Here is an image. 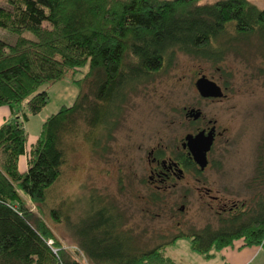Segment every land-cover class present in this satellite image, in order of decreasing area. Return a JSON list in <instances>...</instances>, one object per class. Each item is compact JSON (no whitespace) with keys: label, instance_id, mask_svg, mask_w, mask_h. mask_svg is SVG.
Instances as JSON below:
<instances>
[{"label":"trees","instance_id":"1","mask_svg":"<svg viewBox=\"0 0 264 264\" xmlns=\"http://www.w3.org/2000/svg\"><path fill=\"white\" fill-rule=\"evenodd\" d=\"M4 3L0 28L15 38H0V106L10 109V117L0 124V264H178L164 249L181 237H188L191 249L206 259L211 248L237 239L264 249V147L249 185L253 192L242 208L219 216L216 228L180 233L146 250L136 247L112 207L89 199L71 219V205L61 201L49 214L62 225L82 263L54 238L42 210L68 152L83 142L105 153L128 96L174 53L216 64L237 50L234 41L255 37L264 48V7L251 0ZM25 32L32 37L23 36ZM64 76L77 89L72 103L47 116L26 148L23 122L48 101L41 87ZM21 155L23 171L17 168Z\"/></svg>","mask_w":264,"mask_h":264},{"label":"rangeland","instance_id":"2","mask_svg":"<svg viewBox=\"0 0 264 264\" xmlns=\"http://www.w3.org/2000/svg\"><path fill=\"white\" fill-rule=\"evenodd\" d=\"M251 1L264 7V0ZM0 5L6 6L4 0H0ZM23 36L32 37L27 32ZM0 38L11 42L15 35L0 28ZM231 45L237 50L229 51L216 64L174 53L150 80L138 85L128 96L105 153L93 151L83 142L68 152L61 174L42 207L43 221L61 246L82 263L84 258L74 251L62 225L55 223L49 214V209L61 201L71 205V219L80 214L82 205L89 199L97 205L112 207L121 214L122 229L134 237L136 247L146 250L180 233L217 227L219 207L207 195H199L201 186L209 188L210 194L218 196L226 206L249 199L259 148L264 147V48L259 47L255 37ZM84 70L85 67L78 69L75 77L82 76ZM201 75L219 85L225 96L200 97L194 81ZM67 78L64 76L47 90L48 104L31 116L25 130V145L35 140L41 120L61 106L58 105L62 104L61 89L73 86ZM72 89L75 91L76 87ZM73 97L65 99L63 104H69ZM52 105L58 106L50 110ZM191 107L199 109L204 120H215L219 133L207 153V167L199 175V182L187 173L165 195L156 192L150 195L140 181L146 179L147 151L156 144L166 150L179 149L180 139L199 124L184 115ZM26 204L35 211L33 204L28 201ZM240 244L241 240L237 239L220 249L211 248V257L206 259L191 249L188 237H181L167 244L164 253L178 264H240L235 262V255L244 249L245 254L240 255L243 264H264L261 246L258 251L259 245L239 248ZM250 254L255 259L247 261Z\"/></svg>","mask_w":264,"mask_h":264},{"label":"flooded vegetation","instance_id":"3","mask_svg":"<svg viewBox=\"0 0 264 264\" xmlns=\"http://www.w3.org/2000/svg\"><path fill=\"white\" fill-rule=\"evenodd\" d=\"M194 110H197L199 112L195 118L192 116V112H194ZM184 115L187 119H190L192 123H199L195 127L194 131L190 132L189 134H194L200 130L206 132L212 128L213 144L215 138L219 134L215 125V120H204L200 110L192 107L188 108L185 111ZM179 147L180 148H176V150H166V148L163 147L161 144H156L148 149L146 158L147 166L145 171L146 179H144L145 177H143L140 181L150 191V195L155 192L160 196L165 195L166 191L169 188L173 187L176 181L181 180L187 173H190L193 179L196 182H199V175L203 172V170L207 167L208 164L207 153L209 151L206 153V166L201 170L194 163L191 156L188 154L187 148L183 146V137L179 141ZM184 156H186V161H183ZM198 192L199 195H201V193L202 195H207L210 201H213L214 203H216V205H218L219 208L216 211L218 216L230 214L231 212H236L245 205L244 201H240L232 202L228 206H226L227 204L225 202H222L218 196L211 195L210 189L205 186H201Z\"/></svg>","mask_w":264,"mask_h":264},{"label":"water","instance_id":"4","mask_svg":"<svg viewBox=\"0 0 264 264\" xmlns=\"http://www.w3.org/2000/svg\"><path fill=\"white\" fill-rule=\"evenodd\" d=\"M194 87L199 96L202 98H219L224 95L220 86L204 75L199 76L194 81ZM198 113L199 112L197 110H194V112H192V116L195 118ZM212 140V128L206 132L200 130L194 134L188 133L183 136V146L187 148L188 154L201 170L206 166V153L211 147Z\"/></svg>","mask_w":264,"mask_h":264},{"label":"crops","instance_id":"5","mask_svg":"<svg viewBox=\"0 0 264 264\" xmlns=\"http://www.w3.org/2000/svg\"><path fill=\"white\" fill-rule=\"evenodd\" d=\"M58 82H60V80L59 81H57V82H55V83H52V84H46V85H43V86H45L44 88H43V90H45L46 92H47V90L49 89V87H51L52 85H54V84H56V83H58ZM71 82V81H70ZM69 82V83H70ZM72 83V82H71ZM70 83V84H71ZM73 84V83H72ZM72 84H71V86H72ZM42 86V87H43ZM73 86L75 87V85L73 84ZM72 86V87H73ZM42 87H41V89H42ZM72 87H70V86H64L62 89H61V92H60V95H59V98H60V100H61V103L62 104H58V105H65V104H63L64 103V101H66L65 99H71V97H73L75 94H76V89H75V91L72 89ZM75 93V94H74ZM48 95V94H47ZM75 97V96H74ZM73 97V98H74ZM73 100V99H72ZM72 100H71V102L69 103V104H67V105H65V106H68V105H70L71 103H72ZM48 101H49V99H48ZM48 101H47V103L41 108V110L48 104ZM58 105H55L56 107L58 106ZM54 105H52L51 106V109L50 110H55L56 109V107H55ZM41 110L39 111V112H41ZM57 111V110H56ZM55 111V112H56ZM38 112V113H39ZM38 113H36V114H34V115H37ZM54 113V112H53ZM52 114V113H51ZM34 115H29L28 116V118H27V120L25 121V122H23V126H24V128H25V130H26V126L30 123V119H31V116H34ZM50 115V114H49ZM10 117V109H9V107H7V106H0V124L1 123H3L4 121H6L8 118ZM43 121L41 120V122H40V124H39V128H40V125H41V123H42ZM39 128H38V131H37V135H36V138H37V136H38V132H39ZM35 138V139H36ZM26 140H27V131H26ZM35 141V140H34ZM33 141V142H34ZM33 142H30L28 145H26V148H28V146L30 145V144H32ZM26 143V142H25ZM17 168H18V170L19 171H23L24 169H25V156H23V155H21V156H19L18 157V160H17ZM240 247L239 248H241V247H245L246 245H244L243 244V241L241 240V244L239 245ZM259 247H260V245L258 246V251L260 250L259 249ZM262 248V247H261ZM263 249V248H262ZM244 249H242L241 251H238V253H236V255H235V259H236V263H237V261L240 263V264H243V261H242V258H241V256L240 255H242V254H245V253H243L244 251H243ZM264 250V249H263ZM247 252H250L249 250H247ZM251 259H255V257H253V256H251V254L250 255H248V260L247 261H252ZM207 261H209V260H207ZM210 261H211V259H210ZM246 261V262H247Z\"/></svg>","mask_w":264,"mask_h":264}]
</instances>
